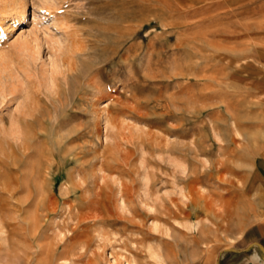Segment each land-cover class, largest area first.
I'll use <instances>...</instances> for the list:
<instances>
[{"label": "rangeland", "instance_id": "1", "mask_svg": "<svg viewBox=\"0 0 264 264\" xmlns=\"http://www.w3.org/2000/svg\"><path fill=\"white\" fill-rule=\"evenodd\" d=\"M263 147L264 0H0V264H213Z\"/></svg>", "mask_w": 264, "mask_h": 264}, {"label": "crops", "instance_id": "2", "mask_svg": "<svg viewBox=\"0 0 264 264\" xmlns=\"http://www.w3.org/2000/svg\"><path fill=\"white\" fill-rule=\"evenodd\" d=\"M250 174L264 192V147L251 161ZM259 217L248 224L235 243L217 253L213 264H264V203Z\"/></svg>", "mask_w": 264, "mask_h": 264}, {"label": "bare ground", "instance_id": "3", "mask_svg": "<svg viewBox=\"0 0 264 264\" xmlns=\"http://www.w3.org/2000/svg\"><path fill=\"white\" fill-rule=\"evenodd\" d=\"M3 99V98H2ZM45 160V159H44ZM46 168V167H45ZM34 170H36V168L34 169ZM31 171H32V169H31ZM35 172V171H34ZM31 173V172H30ZM37 174V173H36ZM42 174H43V172H42ZM32 175V174H31ZM43 176V175H42Z\"/></svg>", "mask_w": 264, "mask_h": 264}]
</instances>
